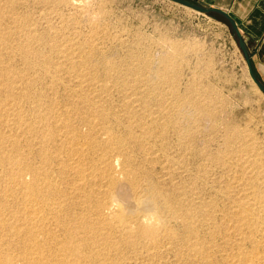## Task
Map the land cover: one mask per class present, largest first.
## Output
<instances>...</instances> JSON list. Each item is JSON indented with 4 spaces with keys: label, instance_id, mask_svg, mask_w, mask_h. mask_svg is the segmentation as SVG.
<instances>
[{
    "label": "rangeland",
    "instance_id": "rangeland-1",
    "mask_svg": "<svg viewBox=\"0 0 264 264\" xmlns=\"http://www.w3.org/2000/svg\"><path fill=\"white\" fill-rule=\"evenodd\" d=\"M0 12L5 16L4 27L22 30L11 35V47L0 52V68L21 75L16 79L21 89L11 93L0 85V105L22 100L24 122L40 129L44 124L52 126L47 137H55L44 145L37 132L25 131V123L24 134L14 126L12 135L24 148V158L38 166L45 148L51 154L54 175L68 190L76 179L69 164L86 160L88 175L89 165L98 160L104 167L100 160L110 156L113 173L124 169L128 175H137L140 188L127 182L133 195L129 199L154 196L157 214L175 235L173 244L162 247L166 238L153 245L147 238L124 239L121 229L106 231L98 238L110 234L115 245L104 250L96 240L77 232V239L82 238L79 251H83L79 262L99 264L94 255L103 249L116 264H239L245 256L251 258L247 264H264V229L256 225L252 231L246 227L237 231L241 217L235 214L249 193L264 194V93L248 74L237 36L223 17L170 0H0ZM92 103L102 107V115L93 112ZM2 110L0 106V130H4ZM62 112L72 119L79 145L87 146L86 140L96 138L102 146L74 157L52 151L55 144H70L64 130L53 125ZM144 120H153L157 126L153 123L148 130L142 129ZM109 133L126 139V146L106 148L103 144ZM2 147L0 144V150ZM95 181H87V192L107 189L105 181ZM6 184L7 178L2 177L0 190ZM166 200L181 209L194 208L193 227H187L179 211L167 206ZM263 200L252 208L255 221L264 218ZM82 201L86 197L82 196ZM16 202L8 200L6 205L15 207ZM20 216L15 212L7 216L0 250L14 256V249L24 245V252L34 256L28 247L32 233L26 230L27 214L24 235L12 227L23 218ZM48 223L56 224L54 219ZM243 231L252 232V240L244 243L246 253L240 256L236 246ZM56 235L53 239L38 236L46 243L43 250L50 246L55 253L58 237L68 238L62 230ZM85 255L89 256L86 263L82 261ZM33 256L24 257V264H33ZM41 257L46 264L58 261L57 255Z\"/></svg>",
    "mask_w": 264,
    "mask_h": 264
},
{
    "label": "bare ground",
    "instance_id": "bare-ground-1",
    "mask_svg": "<svg viewBox=\"0 0 264 264\" xmlns=\"http://www.w3.org/2000/svg\"><path fill=\"white\" fill-rule=\"evenodd\" d=\"M4 18H5L4 14H2V12H0V52L3 49H8L11 47V43H10V39L12 40L11 35L16 34V33H20L22 31V30H20V31L16 32L12 29L8 30L6 27H4L2 25L3 24L2 21ZM22 44H24V42ZM22 47L24 48V45ZM17 51H19V50H17ZM3 62H5V60H1V63H3ZM146 62H145V64H146ZM32 64H34V63H32ZM146 66H148V65L146 64ZM12 67H14V65ZM149 67H151V66L149 65ZM111 69H113V68H111ZM146 69H148V67H146ZM40 70H43V68ZM115 70H117V69H115ZM11 72H12V70H9L8 68H5V67L0 68V85L4 88V90L10 91L11 93H13V92H16V91L21 89L17 86L18 80H16L18 77H21V75H17V73L11 74ZM148 72H150V71H148ZM145 74H147V73H145ZM5 77L7 79H4ZM145 77H147V76L145 75ZM166 78H164V79H166ZM160 80H162V79L160 78ZM122 82H124V81H122ZM164 82H165V80H164ZM105 83H104V85H105ZM21 86H22V84H21ZM126 89H128V88H126ZM150 91H152V90H150ZM148 94H149V92H148ZM158 95H156V96L158 97ZM21 98H24V95H21ZM142 98L144 99V97H142ZM21 102H22V100L16 101L15 99H13L11 102L2 103L0 105L3 108V110L1 111L3 114V118L1 120V122H2V128L4 127V130H0V144L2 146H4L1 148L2 150H0V179H2V177L7 178L6 186L0 190V234L1 233L3 234L4 229L7 226V221H8L7 216H10V215L12 216L13 213L15 212V213L21 215L23 218H21V216H20L21 219L19 221H15V223L13 222L14 225L12 224L13 225L12 227L17 232L24 235V213L27 214V217H26L27 223H25L26 227H27L26 230L32 233L30 235V238H29L31 246H28V247H30L31 250H34V256H36V257H34L32 255L33 253L26 252V251L24 252L25 246L23 245V249H20V248L14 249L17 252V253H15L16 255H14V256H11L9 253L0 250V264H24V257L28 258V257H32V256H33V258H31V262L33 264L34 263L35 264H46L47 261L46 262L44 261L45 258L41 257L42 255L49 256L52 258H54L57 255L58 257L56 260H58V261H56V264L57 263L58 264H61V263L62 264H82L81 262H79L81 259V252H83V251H79V249H80L79 240H81L82 238H79V240L77 239L78 238V236H76L77 232L80 233V236H84V237L86 236V237H89L90 240L91 239H93L94 241L96 240L95 241L96 245L103 248L104 250H106L104 248L105 246H109V248L113 247L115 245V242L113 241L112 236H110V234H108V236H106L105 238L101 237L102 239L98 238L99 235L100 234L105 235L106 231H109L108 233H110L111 230H116V229H121V231L124 234V235L122 234L124 236V239L132 238L133 240L137 241V239H141V238L146 239L147 238V239H150L153 241V243H154L153 245H156V244H158L159 240H161V238L162 239L166 238L165 240L163 239V241L161 243L162 247L164 245L173 244L172 240L175 239V235L173 233V230H171L168 227V225L165 223V220H163L157 214V212L155 210L156 205H155V202L153 200L155 197L153 196V199L151 196H150L151 198L148 197V198L141 199L142 197L138 198V197L134 196L133 199H129V198H132L133 195L129 193V190L127 188L128 187L127 182H129L130 184H132L134 186L132 188H135V189L140 188L139 187L140 184H139L137 178L135 177L137 175H135V176L128 175V173L124 169L120 170L119 168H118L119 169L118 171L114 170L115 173H113L112 172V168H114L113 163L108 162V159H109L108 157H110V156L104 155V160L101 161L100 159H103V158H100V156L102 154L99 155L100 162H104L105 166L104 167L101 166L102 164H100L98 162V160H97L98 158H97L96 159L97 160L96 165L95 164H94V166H92L93 164L89 165V166H91V170L88 171L90 168L87 169V171L89 173L88 175L85 174L86 164H84V163L86 160L83 162V161H80L78 159L79 160L78 162H76L74 164H69L70 172L76 176L75 182L70 188L71 190L70 189H68V190L64 189L61 185V182H59V178L54 175L56 173V171H53V167L51 166V164H53V163L50 164V159H51L50 155L51 154L49 151H46L45 148H43L40 152V156L42 158V163L38 166L31 163L27 158H24V153L22 152V149H24V148H21V143L18 140V138L17 139L13 138V135H12V132L15 130L14 126L15 127L18 126L19 129H21L20 132L24 134V123H25V131L33 132V133L37 132L38 136L41 138L42 143H44V145L46 144V141L53 140V142H54L55 137H52V136L47 137V135H48L47 132H49L50 134L53 132V131H50V127H52V126L48 127V126H45V124H44L43 125L44 127H42V129H40L39 127L37 128V126H35L33 124L26 123V121L24 122V114H23V111L21 110V106H20ZM92 105H94L93 106V112H96L97 114L102 115V111H103L102 107L100 105H97V103L96 104L92 103ZM145 109H146V107H145ZM149 115H151V114H149ZM59 116H60V118L58 119V121H55V122L53 121L54 122L53 125L57 129L64 130V133H65L64 136L67 137V140H68L67 143H70V144L67 146L55 144L54 149L52 151H58L59 150L58 152H65V154L67 153L68 156L69 155L73 156L75 154L76 155L81 154V152H85V151H92L93 152V150L95 151L96 149H98L99 147L102 146V143L99 142V140L97 141L96 138H92L91 140L89 139L90 143H89V141L87 142V140H86L85 144H87V146L86 145H84V146L79 145L76 142V132H75V129H74L73 124H72V122H73L72 119L69 116H65V114L63 112L61 115L59 114ZM141 116H143V115L141 114ZM102 119H104V118L102 117ZM141 119H144V118H141ZM156 119H158V118H155V120ZM153 123H155V122H153V120H149V121L144 120L143 122L141 121L140 128L142 127V129L145 128L148 130L150 128V126L153 125ZM156 126H157V124H156ZM86 127H90V126H86ZM56 133H59V132H56ZM100 138H103V137H100ZM121 138L122 137L119 138L118 136L109 133V135L106 138V142H104L103 145H105L106 148H112L114 146L116 147L117 145H119L121 148H123L124 146H126L124 143L126 139H121ZM56 143H58V142H56ZM34 148H36V147H34ZM37 152L38 151H36V153ZM84 154H87V153L85 152ZM111 154H113V152ZM58 155H61V154H58ZM89 155H90V153H89ZM115 156H117V155H115ZM84 158H87V156ZM88 158H89V156H88ZM113 158H115V157H113ZM32 159L33 158H31V160ZM91 161L93 162V160H91ZM92 162H88V163H92ZM113 162H116V161L113 160ZM93 163H95V162H93ZM56 165H58V164H56ZM55 167H54V170H55ZM66 167H67V165H64V168H66ZM58 171H59V169H58ZM63 172H65V170H63ZM57 176H58V174H57ZM66 176H68V175H66ZM124 177L126 180L125 179L121 180ZM90 178L95 179L96 180L95 182L99 181L98 183L105 181L107 189L105 188L106 190L101 191L99 189L93 188L90 192H87L85 190V187L87 186L86 183ZM71 180H69L68 182H70ZM99 186H101V185H99ZM250 187H252V186H250ZM139 191L136 190V192H139ZM75 193L78 196H75ZM137 195L139 196V194H137ZM82 196L86 197V201H82ZM245 197H246L245 200H243L240 204H238L237 209L235 210V214L239 215L241 217V223L238 226H236V230L241 232V228L243 229L246 227L247 229L252 231V229H254V227L256 225L261 226V228L264 229V218H263V216L261 215L262 218L260 220L255 221L253 219V217L255 215H253L254 213L252 211L254 204H256L257 202H260L261 199L264 198V194L263 193L260 194L259 191L256 193L251 192ZM74 199H77V201H74ZM8 200L17 201L16 202L17 206L12 207L10 204L6 205ZM93 200H94V202H93ZM123 202L129 203L127 205V207L124 205ZM263 202H264V200H263ZM165 204L167 206H169L170 208L177 209L179 211V214L181 215V217L183 219H185V223H186L187 227H193L192 226L193 216H195V214L197 213V211L194 208L187 206L184 209H181L178 204H173V203L170 204L168 200L165 201ZM84 205H86V206H84ZM258 205H259V203H258ZM79 207H80V209H79ZM260 207H262V206H260ZM262 208H264V207H262ZM45 213H46V215H45ZM199 218H200V216H199ZM52 219L55 220V223H56L55 226H52V224L48 223V221H51ZM11 220H12V218H11ZM59 226H61V227H59ZM57 230L58 231L62 230L64 232V234L68 236V238H66L64 240H59V238H61V236L58 237V241L56 242V246H55V249H56L55 253L52 251L54 249L50 246L47 249L43 250V248L46 246V243L40 241L38 239V236L41 234H43L45 236H50V237L51 236H59V235H56ZM245 231H243L244 232L243 234L240 233L241 234L240 238H239L240 242L239 243L237 242L238 244L236 246L237 253L240 256L242 254L245 255V253H246V252H244V248H243V246L245 245L244 243H246L247 240H252V232L248 231V232H246L247 234H245ZM114 232H116V231H114ZM112 234H113V232H112ZM89 238H88V240H89ZM48 239H49V237H48ZM90 240H89V242H90ZM100 241H101V243H100ZM82 242H84V240ZM21 243H23V242H21ZM263 243H264V241H263ZM116 244H118V241ZM48 245L49 244L47 243V246ZM102 245H104V246H102ZM169 246H171V245H169ZM148 248H150V246ZM103 249H100V251H97L96 252L97 254L94 255V258L95 259L97 258V260L100 262L99 264H116L117 262L111 260V258H110L111 256H108L106 254V252L103 251ZM45 251H47V252H45ZM86 257H89V256L85 255L82 259L83 262L85 261ZM248 257H250V256H248ZM248 257L247 256L240 257L241 260H239L238 263L239 264H247V261L251 260V258H248ZM92 260H93V257H92ZM53 262H54V260H53ZM84 263H86V261Z\"/></svg>",
    "mask_w": 264,
    "mask_h": 264
},
{
    "label": "crops",
    "instance_id": "crops-1",
    "mask_svg": "<svg viewBox=\"0 0 264 264\" xmlns=\"http://www.w3.org/2000/svg\"><path fill=\"white\" fill-rule=\"evenodd\" d=\"M192 1L205 7L221 8L232 15L248 44L252 68L264 83V0Z\"/></svg>",
    "mask_w": 264,
    "mask_h": 264
},
{
    "label": "water",
    "instance_id": "water-1",
    "mask_svg": "<svg viewBox=\"0 0 264 264\" xmlns=\"http://www.w3.org/2000/svg\"><path fill=\"white\" fill-rule=\"evenodd\" d=\"M173 1L175 3H178L180 5H183L185 7L191 8L195 11L198 12H202V13H206V14H215V15H219L221 17H223L232 27L233 31L235 32L237 39H238V45L239 48L241 50V52L243 53V56L245 58V61L247 63L248 66V70H249V74L251 76V78L253 79V81L255 82V84L258 86V88L260 89V91H262L264 93V83L256 76L253 68H252V63H251V54H250V50L248 47V44L237 24V22L235 21V19L232 17V15L227 12L226 10H223L221 8L218 7H205L202 6L200 4H197L196 2L192 1V0H170Z\"/></svg>",
    "mask_w": 264,
    "mask_h": 264
}]
</instances>
